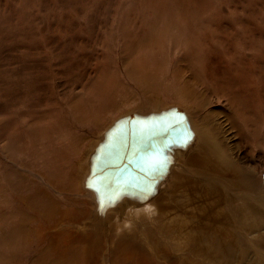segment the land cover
Wrapping results in <instances>:
<instances>
[{
	"label": "bare ground",
	"instance_id": "bare-ground-1",
	"mask_svg": "<svg viewBox=\"0 0 264 264\" xmlns=\"http://www.w3.org/2000/svg\"><path fill=\"white\" fill-rule=\"evenodd\" d=\"M223 62V71L209 63L181 72L177 61L170 71L165 63L160 71L149 68L158 81L168 70L153 93L158 97L138 91L110 126L128 122L113 139L93 145H103L91 172L101 196H93L88 214L84 189L73 185L81 174L70 180L71 159L84 143L78 130L66 140L51 136L60 140L55 147L46 137L36 148L32 137L23 141L19 134L13 150L1 147L13 165L0 158V195L8 213L0 224V245L6 247L0 264H264V170L259 174L248 163L264 156V86L227 56ZM213 103L223 111H211ZM221 112L231 136L207 124L206 117ZM67 142L76 145L68 150L62 145ZM34 152L43 158L32 163ZM78 221L84 240L74 244L70 232Z\"/></svg>",
	"mask_w": 264,
	"mask_h": 264
},
{
	"label": "rangeland",
	"instance_id": "rangeland-1",
	"mask_svg": "<svg viewBox=\"0 0 264 264\" xmlns=\"http://www.w3.org/2000/svg\"><path fill=\"white\" fill-rule=\"evenodd\" d=\"M225 56L254 72L248 79L264 86V0H0L1 161L13 165L1 147L13 150L17 134L23 141L32 137L36 148L46 137L55 147L60 140L52 137L66 140L78 130L84 143L71 159L70 180L76 171L81 174L73 185L84 189L83 212L88 214L93 196H101L91 172H96L103 145L100 149L93 145L106 136L113 139L119 126L128 122L119 119L110 126L138 91L158 97L153 93L165 84L168 70L158 81L149 68L160 71L165 63L170 71L177 61L181 72L209 63L208 68L214 65L223 71L228 64ZM259 93L263 100L264 87ZM214 105L211 111H223ZM224 114L206 117L207 124L231 136L233 129ZM60 121L64 128L55 131L53 124ZM69 144L62 145L68 150L76 145ZM96 150L92 162L90 155ZM42 158L39 152L28 157L32 163ZM56 159L51 161L63 162L62 154ZM248 163L259 174L264 170L263 155H254ZM2 199L0 195V224L8 217ZM74 224L73 243H81L80 221ZM21 243L25 245L26 239ZM5 249L0 245V263Z\"/></svg>",
	"mask_w": 264,
	"mask_h": 264
}]
</instances>
